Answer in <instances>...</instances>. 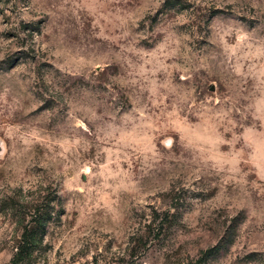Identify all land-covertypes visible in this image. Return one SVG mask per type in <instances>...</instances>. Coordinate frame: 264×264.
Returning <instances> with one entry per match:
<instances>
[{"label":"rangeland","instance_id":"1","mask_svg":"<svg viewBox=\"0 0 264 264\" xmlns=\"http://www.w3.org/2000/svg\"><path fill=\"white\" fill-rule=\"evenodd\" d=\"M264 264V0H0V264Z\"/></svg>","mask_w":264,"mask_h":264},{"label":"trees","instance_id":"2","mask_svg":"<svg viewBox=\"0 0 264 264\" xmlns=\"http://www.w3.org/2000/svg\"><path fill=\"white\" fill-rule=\"evenodd\" d=\"M36 235H37V231L34 230H30L25 237V246L22 249L21 253L17 254L15 256V264H19L21 262H23L24 260H26L27 258H29L30 254H29V248L35 244L36 242Z\"/></svg>","mask_w":264,"mask_h":264}]
</instances>
